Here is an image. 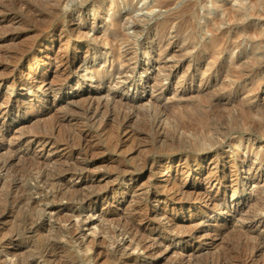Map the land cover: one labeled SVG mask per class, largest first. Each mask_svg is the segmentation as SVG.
Listing matches in <instances>:
<instances>
[{"label": "rangeland", "instance_id": "374dc122", "mask_svg": "<svg viewBox=\"0 0 264 264\" xmlns=\"http://www.w3.org/2000/svg\"><path fill=\"white\" fill-rule=\"evenodd\" d=\"M13 1L14 0H0V135L1 137L2 135L6 136L5 144L0 142V150L3 148L5 149V147L10 148L13 146L12 149L20 147V145H17V141H14V144L12 142V145L9 142L11 139L16 140L13 133L9 135V131L16 130L15 128L19 130V127H21L20 123L12 121L14 117L21 115L22 119L27 121L26 124L31 126L32 131H27V134L29 133L30 136L24 134L25 137L23 136L21 142V146L23 147L19 148L21 152L29 153L25 155L28 159L24 157L22 158L23 160H19V163L16 161L13 167L14 169L12 168L13 171H11L13 174H10V177L6 180L8 183L0 184V219L2 216H7L5 217L7 219L4 218V220H0V264H122L124 261H122L119 254L115 252V246L121 241L120 239L127 238V235L122 234V226H124L123 219L129 217L125 210L132 202V205L135 202V205H138V202H142L141 199L144 197L146 198L147 194L153 192L154 189H159L157 187L155 188L157 185L160 186L158 183L162 181V177H159L160 174H158V171L160 170V165H163L162 161L168 158L169 153L173 154V161L179 157H188L191 158V160L201 159V161L205 163L203 165L204 168H211L214 171H219L221 175L224 172L222 165H225L231 158L239 162L241 165L237 169L236 174L241 178L242 181L240 182L243 186L239 194L233 198L230 195L229 198L225 200L228 202V208L230 207L229 210L232 214V218H230L229 222L230 224H237V230H240L238 227L242 226L244 228H251V230L253 229L255 232H259L260 229H262V238L264 239V210L258 208L260 204L264 203V163H261V160L264 159V136L259 137V135H257L251 143H248L249 139L247 136L238 134L240 128L246 124L252 125L253 122H261L264 126V56H262L264 54V36H261V34L264 33V4H261L262 2L259 0H245V10L243 9L242 11L239 9L240 5L237 0H217L219 3L224 2L227 8L230 7L229 9L231 10L227 8L226 11L224 8L218 9L210 18L212 21L214 20L217 22L218 28L214 35L219 36V38H217L215 42L210 41L212 35L205 29V25L201 24V22L193 23V25L191 22L190 25L183 22L181 25L176 24L169 26V29L166 31L168 37L164 40L163 48L161 44L156 47L155 52L148 57L141 54L143 50L141 52L136 50L138 49L137 45L139 42L141 43V41L146 44L147 41V43L150 42L152 46L160 41L159 34L154 30L147 35H140L137 42L134 41L133 38H130L127 42H124L122 45H117L114 49V52L122 54L127 64H129V68H126V65H124L123 68L120 67L123 71L126 68L128 73H124L120 76L115 73L116 65L111 63L113 51L108 49L107 42L103 43V39L106 35L105 28L110 27L112 23L111 20L116 22L120 20L122 16L126 15L127 12H131L134 9L129 6L124 7V0H115V4L121 6L122 13L120 16H114L113 10L110 8V2L114 4L112 0H89L90 2L88 1L85 5L81 4L82 0H69L66 6L69 7V14H72H70L68 19L65 16L61 18L65 23H62L63 26L58 29L59 31L64 29L60 32L61 38H56L54 44L40 41L36 49L38 58L45 61L43 63H47V65L54 62L57 54L53 53L52 50L55 51V48L62 44H64L62 46L65 47V43L69 42V40L72 42L69 50L76 53L77 50L74 51V48H72L75 40L74 37L76 38L80 35V38L81 36L83 37L81 39L79 38V41L83 42L86 38L90 39L91 42L86 46L91 49L100 48V52L107 61V63L104 64L103 62H106L105 60L100 61V59H97L94 55L91 61L88 63L86 61L83 65L86 64L89 68L95 65L96 69L98 68L97 71H104L105 69L104 73L108 74H104L105 77L103 75L100 76V78L99 75H97L98 73H96L92 76H87L86 78L89 79L84 78V80L80 76L73 75L68 82H63L61 85V71L56 66H53L51 70L53 76L52 81L55 80L57 76L61 79H59L61 81L60 83L58 78V81L56 80L57 82L54 83L57 89L62 90L57 91L59 93L58 98L61 99L55 101L54 93L51 94L52 96L49 98V107L51 111L48 112L49 115L40 118L42 113L43 115L46 113V109L43 108L42 111L40 110V117H37V115H31L28 109L19 112L16 107L17 105L14 103L12 104V101L18 97L20 99H28V95H30L26 89L23 87L21 88L23 81L27 79L26 76H23V73L27 70L26 62L19 63L18 58L23 55L22 53L27 50L29 51L30 43L34 42L33 37L37 36V34H39L37 31L40 32L41 28L47 24V22L43 23L42 17L48 15L46 11L48 7H45V5L43 6L41 3L31 2L30 0H23L24 3L22 0H15L14 3ZM99 2L102 4L101 6ZM145 2H147V0ZM143 3V1H140L137 5L139 11L136 13L141 20L143 15L146 14L145 10V12L140 11L144 6ZM207 6H210V1L202 0L201 5H199L197 9L201 16L203 14V8ZM80 7L83 10H77ZM165 12L166 11H163V13ZM238 12H242V15ZM158 13L159 11L155 10L154 13L148 15L153 19ZM159 21H162V19L156 18L151 20L147 25H141L142 23L140 25L141 27L143 26L144 29H153ZM190 29H194L193 35L189 34ZM79 30H81V32ZM51 32L52 31L49 32V38L54 35ZM221 32L223 33L221 34ZM66 34L69 35L67 36ZM73 34L75 36H73ZM125 34L132 37L135 35L130 27H126ZM151 46H149V48H151ZM46 51H48L49 54H45ZM17 53L19 57L16 55ZM118 63L116 64L120 65L122 62L120 61V63ZM45 65L46 64H43L40 70L45 69ZM21 70L23 72H21ZM43 72L44 70H42V73ZM132 73L134 75H132ZM106 75H108V77ZM98 77L100 78L99 80L102 87L100 85L97 87L96 85L98 84L96 83ZM79 80L83 83L86 82L76 89L75 84H77ZM37 94L38 96L45 95V93L35 90L33 95L37 96ZM114 95L117 99L119 98L118 100L131 102L136 109H140V112H143L145 109L150 110L151 104L154 105V102L161 101L166 107L167 114L162 113L158 119L162 120L163 124H166V126L169 124V126H167L168 128H166L168 139L164 147H161L155 140L156 135H154V125L159 120L156 119L153 121L154 119L150 115H140V118L137 117L139 121L136 120L137 123L134 121L131 125V129L138 131L140 144L143 142L148 144H141V149L130 156L136 147L134 148L131 146V143L127 141L128 138H125V135L122 136V144L116 148L114 145H109V140L102 136L99 123L97 125L88 124L89 126H86L84 130H90L93 136L87 139L92 147L90 151L88 150V156L82 154L81 157L80 155L79 157L86 166H89V176L93 177L81 187H76L78 193L69 191L67 193L68 195H64V186L66 182L65 184L60 183L54 177V181L57 182L49 183L46 182L44 178L48 174L50 176H56L61 172L56 160L60 159L59 156H61L63 152L54 154L53 157L56 159L53 160L54 162H50V165L43 163L38 164L36 161L34 162L32 159L33 157H31L34 151H38V153L40 151V144H37L36 140L42 137L51 138L52 135L53 138H55V136L58 137L57 139H60L59 141H62L61 143L67 140V138L69 140V136L72 135L70 132L74 130H71V128L76 127L75 129H77V127H82L80 125H82L81 123L83 122L80 120L81 117L79 114H81V105H83L86 98L88 97L87 99H89V96L96 100H100L101 98V101L105 103V100H111ZM84 96L87 97L85 98ZM79 98L81 103H79ZM117 99H115V102ZM70 100L77 101L78 103L76 102L75 104L72 102L66 107H71L72 110L75 108L74 112L76 111L78 114L72 113L70 109L71 115L65 113V116L63 113L64 111H61V107L65 105V103L68 104ZM210 101H215V104L219 101V105L221 104L218 108L214 109V112L207 109L210 111H207L210 113L209 116L216 122L214 125L217 126L220 124L219 126L223 129V132H225L227 128V133L230 131L231 134L223 136L219 133V135L216 136L218 143L211 147L202 146L203 148L197 149L198 146L196 145H199L198 142L195 141L197 137L189 136V138H184V133H181L182 131L175 133L172 125L176 122L178 114L195 115V117L200 119V115H203L205 112L204 109L209 106ZM113 103V101H110L109 106H113L114 108L116 106V110L108 106V116H111L112 113L113 117H115L119 114L118 108L122 107L120 104L116 103L115 105ZM141 106L144 109H142ZM57 107L59 109L61 108L60 112ZM113 110L115 111L113 112ZM130 111L133 112L134 110L130 108L128 112ZM115 112L116 114H113ZM50 113H53V118ZM73 114L74 116L72 117ZM75 117H77V119ZM36 119L38 122H36ZM38 119H41V121ZM32 120L33 122H30ZM108 121H106L107 125L110 124L108 128L111 130L115 127L116 129V122H114V120L112 122V118H109ZM194 122L199 128L193 130L195 131L193 134L201 135V127L196 120H194ZM69 129L71 130L70 132ZM115 129L114 131L116 132ZM21 130L20 128L19 131ZM1 132H3V134ZM259 132L264 134L261 131ZM72 133H74V131ZM187 135L190 134L187 133ZM140 136H142V138ZM72 143L75 144V142ZM128 144L130 145L128 146ZM236 144L242 146L239 151H235ZM130 149L134 150L130 151ZM191 149L192 151L188 153L187 151ZM3 151L4 150H2V153ZM232 151L233 155L231 154ZM224 153H229V155H224ZM64 154L65 153H63V155ZM74 157L78 158L77 156ZM146 161H149V163L146 164ZM241 161H245V163ZM36 163L38 165H35ZM52 163H55L54 166ZM55 165L58 167H55ZM55 168L58 170L55 171ZM119 168L133 171H130V173L136 177V181L131 187L124 185L122 182L123 179L116 180L118 179V175L120 176L122 174V171L118 172ZM198 169L199 166L194 169L195 171L192 172V178L185 180L186 176H184V178L179 179V182L189 186L191 182L193 183L195 177L201 175V171ZM91 170L94 173H92ZM49 171L51 173L55 172L54 174H50ZM16 172H18V174ZM14 175L17 178H15ZM199 187L202 192H200L202 195H198L200 198L205 197L204 195L206 194L204 193H206L207 190H209L207 192L213 194L217 191L214 187H211L213 189L211 190V188L204 183H201ZM42 189L44 190L42 191ZM191 191L192 190H190V192ZM136 192L138 193L136 194ZM46 194H48V196L50 195L48 199L45 198ZM143 194L144 196L142 197ZM41 197L42 199H39ZM52 197L55 199H51ZM195 197L196 195L194 198ZM138 198H140V201ZM33 199L37 200L38 205ZM45 199L48 201H45ZM108 199L113 203L110 204L107 201ZM129 200L132 201L128 202ZM124 203L127 204L125 207ZM132 205L131 207L135 206ZM177 205H170L165 209L168 215L177 208ZM160 207V205L156 206V203L153 204L152 201L150 202L149 210L156 213L160 211ZM141 209H144V206H142ZM104 215L108 220H105L107 221L106 225L103 220V217H105ZM240 216H243V218L244 216H246V218L250 216L251 218H249V220L246 219L248 221H244L242 217L239 219ZM120 217H122L121 220H119ZM80 218L83 220V223H79V229L77 231L75 228L70 230L67 229L70 221L76 223ZM86 222L88 224H86ZM238 224L240 226H238ZM182 230L186 231L187 229ZM228 232L229 235L227 233L226 235L225 233L223 234V240L221 243L219 242L220 247L228 246L231 249L229 250L231 252L233 251L232 254L234 253L233 260L239 255L243 256V253L244 256L249 254V249H252L251 247L254 245L255 241L251 240V238L247 239L244 235L241 236L239 233L240 231L229 229ZM231 232L232 235H230ZM157 235L160 234L157 233ZM170 238L172 239V237ZM170 238H165L167 240L166 244L174 242L173 240L171 241ZM218 246L219 244L217 245V249L223 251V249H219L220 247ZM131 247L129 248L130 250H128L130 253L134 252L136 249V246ZM163 249L164 247L159 250L160 254L155 257L159 258L161 262H165L164 264H174L173 260L176 255L179 256V249L175 248V251H178L177 253L174 251L173 253H169L168 250ZM212 250L214 251L213 253ZM218 250L215 251L214 248L205 250L206 255H204V251L200 260L197 258L198 261L194 262V264H213L212 255L214 253L218 254ZM162 251L163 253L161 254ZM263 256L260 258L262 260L261 262H264ZM236 261L237 259L233 261L234 264H236Z\"/></svg>", "mask_w": 264, "mask_h": 264}, {"label": "bare ground", "instance_id": "6f19581e", "mask_svg": "<svg viewBox=\"0 0 264 264\" xmlns=\"http://www.w3.org/2000/svg\"><path fill=\"white\" fill-rule=\"evenodd\" d=\"M14 1H13V3H14ZM30 1L41 3V4H43V6L45 5V7L46 6L48 7V8H46L48 15H46V13H45L46 17L45 16L42 17L43 23L47 22V24H45V26L43 25L44 27L41 28L40 32L37 31L39 34H37V36L33 37L34 40L31 39L34 42L32 41L33 43H30L31 45H30L29 51L28 50L26 52L23 51L24 52V53H22L23 55L20 54L21 57L18 58L19 63L26 62V70H27L25 73H23V76L24 77L26 76L27 79H26V81H23L21 88L23 87L24 89H26V91H28V93L30 95H28V99L27 98L26 99H20L19 97L16 99H13L12 104L14 103L17 105L16 107H17V110L19 112L24 110V109H28L31 112V115H37V117H40V110L42 111V109L44 108V109H46V111H45L46 113L44 112L45 113L44 115H43V113L41 114L40 118H42V117H45L46 115H49L48 112L51 111V109L49 107V98H50V96H52L51 94L54 93L53 95H54L55 101L61 99V98H58L59 93L57 92L58 90H61V89H57V87L54 85V83H56L60 78L62 79V80L60 79L62 82L59 80V83L61 82L60 84L62 85L63 82L64 83L68 82V80H70L73 75L80 76L84 80V78H86L89 75L92 76L93 74L98 73L97 75H99V77H100V76H103L104 74H108V73H104L105 69H104V71H100V70H99L100 72L97 71L98 68L96 69L95 65L91 66L90 68H89V66H86V64L83 65V63H85L86 61H87V63L89 61H91V59H93L94 55L96 56L97 59H100V61L101 60L106 61V59L104 58L103 54L100 52V48L97 47V48L91 49V48H88V46H86V45H88L89 42H91L90 39L86 38V40L83 42L79 41V38H80V35L78 36L79 33L77 34L78 37H76V38L74 37L75 40L73 42L74 44L72 47V48H74V51L77 50L76 53L71 52L69 50L71 48L70 46L72 45L71 40H69V42L65 43L66 44L65 47L62 46L64 44H62V42L60 41L62 45H58L55 48L56 52L54 50H52L53 53L57 54L56 55L57 57L54 60V62H51L48 65H47V63H43L45 61L40 60V58H38V56H37L38 54L36 53L37 52L36 49H37L40 41L47 42L48 44H54L56 42V38H58V37L61 38L60 32L64 29H62L60 31L58 29L63 26L62 23L65 24L61 20V18L63 16H65L68 19L70 14H72V13L69 14V12H70L69 7L66 6V4L68 5L69 0H30ZM88 1L89 0H82V2L81 1L80 2H81V4L85 5ZM112 1H114L113 2L114 4H112V2H110L111 3L110 8H111V10H113V15L114 16H120L122 13L121 6L119 4L116 5L115 0H112ZM140 1L144 2L143 3L144 6H143L142 10H140V11H143V12L146 11V14L143 15L142 20L140 18H138V16L136 15L137 11H139V9L137 8L138 7L137 5L140 3ZM145 1L146 0H124L123 1L124 7L129 6L130 8H132L134 10L131 12H127L126 15L122 16L120 18V20H118L116 22L111 20L112 23H111L110 27L105 28L106 29L105 30L106 35H105V38L103 39V43L107 42L108 43L107 44L108 49L113 51L111 63L113 65H116L115 66L116 75L121 76L124 73L128 74L126 71V68L127 67L129 68V66H128L129 64H127L126 60L124 59V56L118 52H114V49L116 48L117 45L124 44V42H127L130 38H133L134 41L137 42V39L140 35H142V36L147 35L148 33L155 30L156 33L159 34V36H160L159 42H156V44L151 46L150 42L147 43V41H146V44H145V42L141 41V43L139 42L137 45L138 49H136V50H138V52H141L143 50V52H141V54L145 57H148L152 53H154L156 50V47L160 46L161 44H162V48H163L164 40L168 37V34L166 33V31H167V29H169V26L176 25V24L181 25L183 22H186V24H189V25H190V22L192 25H193V23L201 22V24L205 25V29L209 33H211V35H212V39L210 41L215 42V41H217V38H219V36L214 35L215 32H217V28H218L217 22L214 20L212 21L210 18L213 16V13L218 9L224 8L225 11L227 9L231 10V9H229L230 7L227 8V6L224 4V2L219 3V2H217V0H208V2L210 1V6L203 8V14L201 16V14L197 11V9H198V6L201 5L202 0H150V1L147 0V2H145ZM237 1L239 2V5H240L239 9L242 11H243V9L245 10V8H244L245 7L244 6L245 0H237ZM259 1L262 2L261 4H264V0H259ZM23 3H24V1H23ZM249 3H250V1H249ZM99 5L101 6L102 4H100V2H99ZM80 9H81V7L78 8L77 10H80ZM81 10H83V9H81ZM155 10L156 11L158 10L159 13L153 19L161 18L162 21H159L153 27V29H146V28L144 29L143 26L141 27V25H143V24L147 25L151 20H153L150 18V16L148 14L154 13ZM163 11H166V12L163 13ZM238 13L241 14L242 12H238ZM47 17L49 18V20ZM39 19H41V18H39ZM126 27H130V29H132L134 31V34H135L134 37L125 34ZM78 29H79V27H78ZM70 30H72V29H70ZM50 31H52L51 33L54 34L53 37H51V38L48 37ZM79 31L81 32V30H79ZM222 33L223 32H221V34ZM224 33H226V32H224ZM189 34L193 35L194 29H192V30L190 29ZM71 36H72V34H71ZM73 36H75V35L73 34ZM261 36H264V33L261 34ZM82 37L83 36H81V38ZM72 39H73V37H72ZM149 46H151V48H149ZM16 50H18V49H16ZM46 50H48V49H46ZM263 52H262V54H263ZM45 54H49V52L46 51ZM16 55L18 56V53ZM262 56H264V54ZM46 57H48V56H46ZM51 58H50V60H51ZM120 61L122 63L120 65H117L116 63H118V62L120 63ZM103 63L105 64V63H107V61L103 62ZM43 64H46L45 65L46 68L40 70V68L43 66ZM124 65H126V68L123 71V70H121V68H123ZM53 66H56L61 71V76H60V78L57 76L58 80L56 78L55 80L52 81L53 76L51 74V70H52ZM42 70H44L43 73H42ZM21 72H23V71L21 70ZM53 75H55V74H53ZM132 75H134V74L132 73ZM106 76L108 77V75H106ZM99 77H98V80L96 81V83H98V84H96V85H97V87H98V85H100L102 87L101 82L99 80L101 77L100 78ZM104 77H105V75H104ZM86 79H89V78H86ZM80 82H81V80H79L78 83L75 84L76 89L79 88L82 84H85L86 81L84 83L83 82L80 83ZM152 88H155V87H152ZM35 90L36 91L39 90V92H43V93H45V95L44 96H38V94H39L38 93L37 96H35V95H33ZM23 96H25V95H23ZM82 96H83V94H82ZM112 97L113 98L111 100L110 99L109 100L111 102L113 101L114 102L113 104H115V105H116V103L120 104V106L123 108V109L120 107L118 108L119 109L118 110L119 111L118 116L113 117L112 113H111V116H108V106H109V102H110L109 100H105L106 102L104 103L103 101H101V98H100V100L99 99L96 100V99L89 96V99H87L88 97L86 98V100L84 98L85 101L83 100L84 101L83 105L80 104L82 107H81V114H79V116L81 117L80 120L83 122V123H81L82 125H80L82 127H77V129H75L76 127L71 128V130L74 129L73 130L74 133H72L73 131L70 132L71 130L69 129V132L72 134L71 136H69L70 137L69 140L66 136L67 140H64L63 143H61L62 141H59L60 139L58 140L57 139L58 137H56V136H55V138H53V135L51 138L42 137V138L38 139L39 141L36 140L37 144H40L39 145L40 151H39V153H38V151H34V153L32 154L31 157H33L32 159L34 160V162L36 161L38 164L43 163L46 165H50L51 164L50 162H54L53 160L56 159L53 157L54 154H56V153L60 154L61 152L65 153L64 155H63V153H61L62 155L59 156L60 159L56 160L57 165L59 166V170L61 172L59 174H57L56 176H52V175L50 176L49 174L46 176L44 175L45 176L44 178L46 179L45 181L49 182V183H51V182L56 183L57 182V181L56 182L54 181V179H53L54 177L60 183L65 184V182H66V184L64 186L65 187L64 188L65 189L64 195H68L67 193L69 191L76 193L77 188H78L77 186L81 187L83 184H86L87 181L93 177V176L92 177L89 176L90 175L89 166H86L81 161L82 159H80L82 154H86L88 156V150L90 151L91 147H92V146H90L89 141L87 140L88 138H90L92 136V134H91L90 130L89 131L84 130L86 126H89L90 124L91 125H97L99 123L100 129L102 131V136L105 137V139L109 140V143H110L109 145H111V146L114 145L116 148H117V146L119 147V145L122 144V136L125 135V138L126 137L128 138L127 141H129L131 143V146H133L134 148L136 147L135 150L132 149L134 151H132L130 149V151H132L130 156H132L141 149V147H142L141 144H143V143H144V145L148 144V143L145 144V142L140 144L138 131L131 129L132 123L136 120L139 121V119L137 117H139L140 115L143 116V114L145 116L150 115L154 119L153 121L158 119V117L162 113L167 114L166 113V107L162 104L161 101L154 102V105L151 104L152 106L150 105L151 106L150 110L145 109L143 111L142 109H144V108L141 106L142 107L141 110L143 112H140L139 111L140 109L139 110H138V108L136 109L134 107V105H132L131 102L126 101L125 99H124L125 102L118 100L119 98L117 99V97L115 95ZM9 99H10V97H9ZM81 99H83V98H81ZM115 99H117L116 102H115ZM9 101H8V103H9ZM77 101H78V99H77ZM72 102L76 104L75 101L70 100L68 104L65 103V105H63V106L61 105L62 109L61 108L60 109H61V111L62 110L64 111L63 112L64 114L66 113L67 115L68 114L71 115V110H72L71 107L69 108L66 106H68ZM79 103H81L80 98H79ZM75 104H73V105H75ZM220 105H219V101L216 102V104H215V101H213V102L210 101L209 106L206 109H204L205 112L203 113V115H200L201 116L200 119L198 117H195V115L178 114L176 117V122H174L172 125L174 132L179 133L182 131L181 133H184L183 134L185 136L184 138H189V136L197 137L195 140L199 144V145H196V146H198L197 149L203 148L202 146H207V147L210 146L211 147V146L215 145L216 143H218L216 136H218L219 133L223 136H225L226 134H231V132L229 130H228L229 132L227 133V131H226L227 128H226L225 132H223V129L219 126L220 124L215 126L214 125V123H216L215 120L212 119L211 116H209L210 115L209 112L210 111L214 112V109L218 108V106H220ZM109 107H111V106H109ZM57 108H55V109H57ZM115 108H116V106H115ZM115 108L113 107V109H115ZM130 108L134 110L133 111L134 113L131 111L128 112ZM60 109H59V112H60ZM73 109L75 110V108H73ZM207 109H209L210 111ZM74 110H72V113L76 114L77 112L76 111L74 112ZM115 110H113V112ZM207 111H209V112H207ZM53 113H56V112H53ZM52 114H51V117L53 118ZM66 114H65V116H66ZM74 114L72 115V117L74 116ZM113 114H116V112ZM54 116H56V115H54ZM48 117H50V116H48ZM75 118L77 119V117H75ZM109 118H112V122H113V120H114V122H116V129H115V127H113L111 130H110V128H108V125H110V124L107 125L106 121H108ZM56 119H57V117H56ZM144 119H145V117H144ZM184 119H187L188 121L184 120ZM43 120H45V119H43ZM158 120L159 121H157V123L154 125V129H155L154 135H156L155 140L157 141L158 144L161 145V147H164L166 140L168 139L167 134H166V128H168L167 126H169V124L166 126V124H163L162 120H160V119H158ZM194 120H196L198 125L201 127V131H200L201 135L193 134L195 132L193 130H195V129L197 130L199 128L195 124ZM12 121L15 123H20L21 127H19V130H20V128L22 130L19 131V130H17V128H15L16 130L9 131L10 132L9 135L13 133V135H15L14 138L16 139V140L11 139V140H9V142L12 145V142L14 144V141H17V143H18L17 145H20V147H23V146H21L23 136H24V134H27V131H29V130L32 131L31 126H28V124H26L27 121H24V119H22L21 115L14 117L12 119ZM39 121H41V119ZM30 122H33V120ZM36 122H38L37 119H36ZM62 122H63V120H62ZM108 123H109V121H108ZM136 123H137V121H136ZM238 127H237V129H238ZM114 129L116 130V132L114 131ZM228 129H230V128H228ZM259 131L264 133V126L261 124V122H253L252 125H249V124L243 125L242 128H240V130L238 131V134H242V135L247 136L249 139L248 143H251L253 141V139L256 138L257 135H259V137L264 136V134H261ZM1 133L3 134V132H1ZM187 133H189L190 135H187ZM27 135L30 136L29 133ZM34 135H36V134H34ZM36 136H40V135H36ZM0 137H1V135H0ZM140 137L142 138V136H140ZM176 137H177V135H176ZM9 138H11V137H9ZM12 138H13V136H12ZM137 139H139V140H137ZM5 141H6V136L2 135L0 142L4 143ZM72 142H75V144H73ZM129 145L130 144H128V146ZM14 147H17V146H14ZM241 147H242L241 145L236 144L235 145V151H239L241 149ZM12 148H13V146L10 148L5 147V149L3 148L0 150V153H2V150H4L3 151L4 154L3 153L0 154V184L1 183L6 184V182H7L6 180L8 179V177H10V174H13V173H11V171H13L12 168L14 167L15 162L17 161L19 163V160L24 158L25 155L27 154V153L21 152L19 148H15V149H12ZM34 150H36V149H34ZM190 151H192V149L187 151V152L189 153ZM194 151H196V150H194ZM31 152H30V154H31ZM231 154L233 155V151ZM79 155H80V157H79ZM86 155H85V157H86ZM224 155H229V153H224ZM74 156H77L78 158H75ZM26 158L27 157H25V159ZM173 158H174L173 154L169 153L168 158H166L164 161H162L163 165H160V170L158 171V174H160L159 177H162V181H160L158 183V184H160V186H158V185L155 186V188L157 187L159 189H154L153 192L149 191L150 193L146 195V198L144 197L141 199L142 202H138V205H135V203H136L135 202L133 204L135 206L132 205V203H133L132 202L130 204V206H127V208L125 210V211H127L129 217L128 218L123 217L124 218L123 219L124 220L123 221L124 226H122L123 227L122 234L127 235V238L126 239L125 238L120 239L121 241L115 246V252L117 254H119V257L121 258V260L124 261L123 263L122 262L121 263L122 264H164L165 262H161L159 258L155 257V256H158L160 254L159 250L162 249V247H164L163 250L166 249V250H168L169 253H171V252L173 253V251L176 252L175 248L179 249V256L176 255L177 257L176 256H175L176 258L174 257V260H173L174 264H194V262L198 261L197 258H199V260H200V257L205 250H210L211 248H214V250L217 251L218 250L217 245L219 244L218 247H220V243L223 240L222 239L223 234L226 231L228 232L229 229H233V231L234 230L240 231L239 233L241 234V236L244 235L247 237V239L251 238V240L255 241V243L253 242L254 245L252 244L253 245L251 247L252 249L251 250L249 249V254L244 256V253H243V256L239 255L235 258V259H237L236 264L237 263L238 264H264V262H261L262 260L260 259L261 256L264 255L263 254L264 253V251H263L264 250V245H263L264 239L262 238V236H263L262 231L263 230L260 229L259 232H255V231H253V229L251 230V228H248V227L244 228L243 226L238 227L240 230H237V224H234V223L230 224V222H229L230 218H232V216H231L232 214H231V211L229 210L230 207L228 208V202L225 200H227L230 195L233 198L234 196L239 194V191H241V189H242L241 187L243 185L240 182L242 180L236 174L237 169L239 168V166L241 164L239 162L233 160L234 158H231L230 161H228V162L226 160L227 163L225 165L224 164L222 165L224 172L221 175V173L219 171H216V170L214 171L211 168H204L203 165L205 163L203 161H201V159H192L191 160V158H188V157H179L173 161ZM225 158H227V157H225ZM33 160H32V162H33ZM25 161H27V160H25ZM209 161H210V159H209ZM30 162H31V160H30ZM37 163L35 165H38ZM148 163H149V161H146V164H148ZM242 163H245V161H243ZM261 163H264V159L261 160ZM54 164L52 163L53 166H54ZM57 165H55V167H58ZM15 166H17V165H15ZM33 166H34V164H33ZM198 166H199V169L201 171V175L199 177L197 176L198 178L195 177L194 180L192 179L193 183L191 182V184L189 186H186L185 183L181 184V182H179V179L184 178V176H186L185 180L192 178L193 177L192 172L195 171L194 169ZM38 168H40V167H38ZM47 169H49V168H47ZM119 169H121V170H119ZM119 169H118V172L122 171V174L120 173L121 174L120 176L118 174H116V175H118V177H117L118 179H116V180L123 179L122 180L123 184L131 187V185L136 181V177L132 173H130L131 170L129 171V170H126L123 168H119ZM51 170H53V169H51ZM56 170H58V169L55 168V171ZM123 170H126V171H123ZM220 170H221V168H220ZM15 171H16V169H15ZM54 172H52V173L54 174ZM131 172H133V171H131ZM152 172H155V171H152ZM16 173L18 174V172H16ZM16 173H14V174H16ZM52 173L50 172V174H52ZM92 173H94V172L92 171ZM15 178H17V177L15 176ZM94 178H95V176H94ZM151 178H152V176H151ZM42 180H44V179H42ZM201 183L208 185V187H210V188L214 187L217 189V191L213 194V193L207 192V191H209V190H207L206 193H204V194H206V195H204L205 197L200 198V196H198V195L202 193L201 188H200L201 186L199 187V185ZM48 186H49V184H48ZM54 186H55V184H54ZM50 187H51V185H50ZM212 188H211V190H213ZM43 190L44 189H42V191ZM190 190H192V191L190 192ZM35 192H37V191H35ZM46 192H44V193H46ZM137 193L138 192H136V194ZM132 194H134V193H132ZM195 195H196V197L194 198ZM49 196H48V194H46L45 198L48 199ZM130 196H132V195H130ZM143 196H144V194L142 195V197ZM42 197L39 199H42ZM53 198L54 197H52L51 199H53ZM107 198H108V195H107ZM47 199H45V201ZM138 199L140 201V198H138ZM33 200L37 204V200H35V199H33ZM107 201L110 204L113 203L112 201L110 202L109 199ZM131 201L129 200L128 202H131ZM152 201H153V204L156 203V206L157 205L161 206L160 211L155 213V212H152L149 210V205H150V202H152ZM52 202H54V201H52ZM125 205H127V204L124 203V207H125ZM131 205L133 207H131ZM170 205H177V208L175 210L172 209L173 210L172 213L170 215H168V213L165 211V209L168 208ZM142 206H144V209H141ZM162 206H163V208H162ZM258 208H261L262 210H264V203L260 204ZM47 211H48V209H47ZM125 211H124V213H125ZM49 216H50V214H49ZM5 217H7V216H2L0 220L1 221L4 220ZM241 217L243 218V216H240L239 219H241ZM81 218L78 219V222L76 221V223L73 221H70L68 226H67V229L70 230L72 228L73 229L75 228V230L77 231L79 229L78 228L79 223H83L82 222L83 220ZM121 218L122 217H120L119 220H121ZM249 218H251V217L249 216ZM249 218L248 217L246 218V216H244L243 220L244 221L246 219L249 220ZM5 219H7V218H5ZM159 219H161V220H159ZM103 220L104 221L107 220L106 216L103 217ZM248 220H246V221H248ZM107 221H105V225H106ZM109 222H110V220H109ZM84 223H85V221H84ZM86 224H88V223L86 222ZM238 226H240V225L238 224ZM119 227H121V226H119ZM106 229H108V228H106ZM182 229H187V230L185 231ZM117 233H119V232H117ZM157 233H159L162 236L157 235ZM226 233H225V235H226ZM228 233H230V232H228ZM230 235H232V232ZM167 237L168 238L172 237V239L171 238L170 239H171V241L173 240L174 242L166 244L167 243L166 239H168ZM227 237H225V238H227ZM251 240H250V242H251ZM131 246H136L135 247L136 249L134 252L130 253V252H128V250H130L129 248ZM221 247H223V248H221ZM221 247L219 249H223V251L218 250V254L214 253L212 255L213 256V262H214L213 264H232V262L235 261V259L233 260V256H234V253L232 254L233 251L231 252L230 251L231 249L228 246H221ZM213 252L214 251L212 250V253ZM247 252H248V249H247ZM162 253H163V251L161 252V254ZM205 253H206V251L204 252V255H206ZM233 264H234V262H233Z\"/></svg>", "mask_w": 264, "mask_h": 264}]
</instances>
